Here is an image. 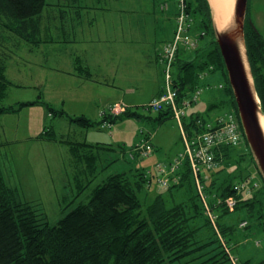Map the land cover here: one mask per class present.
Here are the masks:
<instances>
[{
  "label": "trees",
  "instance_id": "16d2710c",
  "mask_svg": "<svg viewBox=\"0 0 264 264\" xmlns=\"http://www.w3.org/2000/svg\"><path fill=\"white\" fill-rule=\"evenodd\" d=\"M46 6L47 0H0V115L43 104L55 117H65L71 124L85 129L99 128L106 122L113 125L121 116L150 118L125 109L118 115L107 114L101 121H95L86 116L69 115L42 98L8 106L4 104L7 90L13 84L5 73L7 62L18 50L16 40L38 43L41 30L38 18ZM189 9L196 18L199 17V26L205 30V38L209 39L206 42L203 38V44L192 50L194 54L190 56L184 50L178 54L174 82L179 98L194 92L199 84V74L213 66L224 80L222 90L225 99L214 102L209 108L227 104L229 110L238 115L222 55L214 39L208 0H190ZM245 38L264 112V36L248 24ZM168 115H172L169 110L161 111L153 120L161 122ZM197 119L206 121L212 118L203 117L200 113L192 114L189 120L186 118L184 123L190 134ZM40 137L62 141L49 130ZM70 144L74 149V167L80 168L79 172L84 173L87 181L83 184L78 171L75 172L73 178L77 194L62 210L63 216L56 223L46 221L29 202L18 201L15 190L7 184L0 168V264H173L187 259L183 264H234L231 256L240 257L237 253L232 254L238 245L237 237L241 240L246 237L245 229L250 226L252 218H264L260 191L245 197L234 188L250 174L245 170L232 176L228 173L234 171L227 165L235 150L242 157L248 156L257 169L247 141L240 148L222 145L216 149L219 167L208 172L209 178L204 180L208 203L216 217L214 221L196 189L188 162L180 170L178 183L147 198L143 191L151 185L154 173L148 176L143 169L130 168L98 181L99 149L113 151L115 147L97 145V149L87 143ZM82 162H85L84 169ZM261 180L264 189L262 177ZM91 186L87 200L76 203L77 198ZM184 189L187 191L180 193ZM166 194L171 196V202L166 199ZM231 197L237 199L233 210L226 202ZM243 222L246 224L242 226ZM242 230H245L243 234ZM240 259L239 264H252L249 259Z\"/></svg>",
  "mask_w": 264,
  "mask_h": 264
},
{
  "label": "crops",
  "instance_id": "0c3cea01",
  "mask_svg": "<svg viewBox=\"0 0 264 264\" xmlns=\"http://www.w3.org/2000/svg\"><path fill=\"white\" fill-rule=\"evenodd\" d=\"M176 12V1L172 8L169 0H47V6L38 18L41 27L38 43L16 40L19 47L7 62L6 70L13 84L8 88L5 99L10 93L21 91L14 94L9 105L42 98L69 115L86 116L95 121L112 114L110 110L114 106L132 111H137L139 107L144 109L151 98L161 92L162 83L154 63L160 65L158 52L161 45L174 36ZM130 42L135 44L132 49ZM201 43L202 39L199 46ZM23 51L25 53L22 54ZM185 54L192 55L190 51ZM133 59L143 62L146 78L155 86V92L148 101L139 97L141 82L130 80V76L136 73L133 66L130 67ZM22 62L26 68H16ZM26 91H31L27 94L29 97L24 95ZM190 111L187 112V120L198 113L197 110ZM23 115L30 121L35 120L41 129L37 128L36 133L26 131L25 137L15 138L35 146L52 143L53 140L48 141L40 135L46 130L54 132L59 140H64L53 143L62 147L69 158L68 166L74 167V149L70 142L87 143L97 149V145L102 146L100 142L83 141L87 139H67L71 132L86 138L89 130L71 124L65 117H55L43 104L1 114L0 124L4 119L14 121L10 131L16 134ZM104 124L98 129H108L102 126ZM112 127L108 130L111 131ZM118 133L122 134L121 131ZM3 143L0 138V146ZM118 148L122 153L126 150L119 145ZM102 158V155L98 156L99 161ZM110 164L104 160L97 170L103 171ZM104 178L101 176V180ZM7 184L15 191L18 189L17 185L8 181Z\"/></svg>",
  "mask_w": 264,
  "mask_h": 264
},
{
  "label": "rangeland",
  "instance_id": "374dc122",
  "mask_svg": "<svg viewBox=\"0 0 264 264\" xmlns=\"http://www.w3.org/2000/svg\"><path fill=\"white\" fill-rule=\"evenodd\" d=\"M169 1L173 8L176 0ZM251 3L253 4L249 11L251 21L259 33L264 36V0H251ZM198 18L199 17L196 18L195 24L197 29L200 28ZM172 22L174 24V21ZM203 38H205V36H203L202 39ZM208 39L209 38L206 37L204 41L207 42ZM134 46L135 44L129 43L130 49ZM7 47L13 48L9 45H7ZM0 48H2V46H0ZM193 52L194 51H190V54H194ZM21 53L23 54L25 51ZM130 56H134V54ZM142 63L143 62L140 60H131L130 67L132 65L136 73L130 76V80L134 79L141 82L139 83L142 84L139 87V97H142L144 101H148L155 92V86L146 78L145 66L142 65ZM154 67H156L157 76L162 83L163 75L160 65L154 63ZM16 68L24 70L26 65L22 62V64L16 65ZM213 70L214 67L210 66L209 71L199 74V84L195 86V90L202 89V94L197 100L198 102L195 101L196 103L192 104L187 112L190 110H197L198 113L207 118H214L218 115L230 112L227 104L211 109L209 108L212 103L225 99V94L222 90L225 85L223 84L224 80L222 75ZM5 75L7 77L6 73ZM17 92L21 91H16V93ZM30 92L31 91H26L24 95L27 96V94H31ZM16 93H10L8 99L4 100V104L9 105ZM191 94L189 96H191ZM110 111L113 113V108ZM138 111L142 115L150 118L140 119L132 116H121L113 127L102 125L108 129L112 127L111 131L108 129L90 128L87 129L89 132L86 138H84V136H77L73 132H71L69 137H66L70 140H76L77 138L87 139L83 141L89 143L100 142L102 146L115 147L113 151L102 148L99 149L101 150L100 155H102L104 159L102 158V161H99L98 165L104 164V160L105 162L107 161V163L112 161V163L107 168H104L103 171L100 169L97 170L98 181L101 180V176L107 177L112 173L129 171L130 168L143 169L146 172L150 171L155 174V165L157 162L169 161L184 152V143L181 138L178 122L172 115H168L161 122H157L153 119L159 116V112L146 111V109L142 107H139L137 109V112ZM31 112H34V110ZM12 124H14V121L11 122L6 119L0 124V138L4 141L0 146L1 170L8 183L18 186V189L15 191L18 201L24 203L29 202L37 213L41 214V217L46 219V221L52 224L56 223L63 216L62 210L77 194L76 184L73 179L74 172L78 171L77 173L79 174L80 181L83 184L87 181L86 177L84 173L81 174L79 172L80 168H78L77 165L75 167L67 165V160L69 158H67L66 154L62 151L63 149H61L62 147H60L58 143H53L52 141V143L44 142L40 145L32 146L29 141L15 138L25 137L26 131L36 133L37 128L41 129L40 125H38L35 120L30 121L29 118L23 115L16 134H11L10 128ZM118 131H121L122 134H119ZM148 132L152 134L151 138V134ZM112 134L114 136H112ZM143 137L150 138V142L153 145V154L146 158L135 156V160H133L130 158L129 153ZM118 145L124 147L126 151L122 153ZM238 147L240 148V146ZM94 153L98 154L97 151ZM122 154H125L126 157ZM231 154V161L228 163L227 167L230 166L229 170L234 171L228 172L229 175L238 174L243 170H245V173H249L250 175H248V178L241 182H245L247 186L250 187L249 190H251V194L248 196L243 195L245 197H250L254 191L259 190V198L262 199L264 203V189L262 187L261 175L258 170L251 164L248 156L244 155L245 157H242L243 155L237 150ZM81 167L83 169L85 168V162L81 163ZM228 173L226 175H228ZM92 187L93 186L86 189L82 195L77 198L76 203L79 201L85 202L88 198L87 196L91 193ZM164 190V188L157 186V179L153 177L151 185L146 186L143 195L145 192L148 195V197L146 196L147 198H152L156 192ZM184 191L187 190L184 189L180 193ZM165 197L171 202V196L169 194H166ZM177 198L181 199L182 197L177 196ZM245 230L248 234L242 240L240 237H237V240L239 239V241L236 240L238 245L232 253H237V255L240 256L238 258L235 256L236 264H239L241 261L240 258L249 259L252 264H264V218L262 220L252 218L250 226ZM245 230L241 231L242 234ZM186 261H188V259L182 262L177 261L173 264H183V262ZM233 261L234 260H232V262Z\"/></svg>",
  "mask_w": 264,
  "mask_h": 264
},
{
  "label": "built area",
  "instance_id": "2783aa9c",
  "mask_svg": "<svg viewBox=\"0 0 264 264\" xmlns=\"http://www.w3.org/2000/svg\"><path fill=\"white\" fill-rule=\"evenodd\" d=\"M189 1L176 0L177 12L174 36L171 40L163 43L158 52V62L163 75L161 92L153 96L144 109L156 112L169 110L178 122L184 143V152L169 161L156 163L153 177L157 179V186L166 188L171 184L178 183L181 179L180 170L184 163L188 162L196 189L208 214L214 221L216 217L213 215L208 203L204 180H208V172L219 167L216 149L222 145L244 146L246 138L239 116L234 111L218 115L206 121L197 119L195 122L196 126L192 127L193 131L191 134L186 129L184 120L188 116L187 110L199 99L202 89H196L191 96L179 98V90L174 82L175 63L181 51L195 50L199 47L202 37L206 35L205 30L196 28V17L189 9ZM123 111H125L124 107H113L115 115ZM104 125L112 126L109 122ZM150 138L143 137L135 145L134 149L129 153L131 159H134L135 156L146 158L153 154V145L150 142ZM147 175H152V172L148 171ZM234 188L238 194L246 196L251 194L250 187L245 182L237 183ZM226 202L228 207L233 210L237 199L231 197ZM245 224L246 222L241 223L242 226ZM231 259L234 260V264L237 263L235 256H231Z\"/></svg>",
  "mask_w": 264,
  "mask_h": 264
},
{
  "label": "water",
  "instance_id": "95a60500",
  "mask_svg": "<svg viewBox=\"0 0 264 264\" xmlns=\"http://www.w3.org/2000/svg\"><path fill=\"white\" fill-rule=\"evenodd\" d=\"M249 0H235L233 17L218 28L208 0L213 34L222 55L226 75L236 103L238 116L257 169L264 180V112L251 69L245 38ZM252 28L259 33L250 18Z\"/></svg>",
  "mask_w": 264,
  "mask_h": 264
},
{
  "label": "bare ground",
  "instance_id": "6f19581e",
  "mask_svg": "<svg viewBox=\"0 0 264 264\" xmlns=\"http://www.w3.org/2000/svg\"><path fill=\"white\" fill-rule=\"evenodd\" d=\"M218 28H225L233 17L235 0H210ZM212 172V171H211Z\"/></svg>",
  "mask_w": 264,
  "mask_h": 264
},
{
  "label": "flooded vegetation",
  "instance_id": "af4514ba",
  "mask_svg": "<svg viewBox=\"0 0 264 264\" xmlns=\"http://www.w3.org/2000/svg\"><path fill=\"white\" fill-rule=\"evenodd\" d=\"M252 3H251V0H249L248 1V9H247V15H246V20H245V28L247 27V25L249 24L250 26H251V24H250V9H251V7H252Z\"/></svg>",
  "mask_w": 264,
  "mask_h": 264
}]
</instances>
